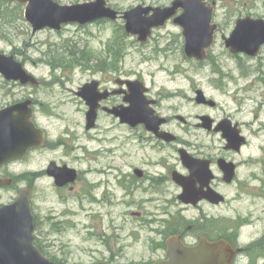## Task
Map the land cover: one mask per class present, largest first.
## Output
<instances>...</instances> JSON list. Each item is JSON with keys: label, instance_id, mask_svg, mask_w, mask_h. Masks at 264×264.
Instances as JSON below:
<instances>
[{"label": "rangeland", "instance_id": "rangeland-1", "mask_svg": "<svg viewBox=\"0 0 264 264\" xmlns=\"http://www.w3.org/2000/svg\"><path fill=\"white\" fill-rule=\"evenodd\" d=\"M56 1L72 5L94 0ZM173 1L109 0V4L125 12L140 4L166 7ZM217 1L213 22L218 24L219 31L208 59L203 62L185 56L182 29L172 21L144 45L126 34L121 20L68 25L61 32L45 29L33 33L23 5L0 6V53L14 54L40 81L39 86H23L6 81L0 74V110L33 99L35 121L55 147L39 149L6 165L3 174L16 179V189L33 187L35 236L49 258L62 264L114 260L118 264H145L155 258L147 242L156 238V229L162 227L159 222H144L131 215L140 207L128 205L127 195L118 182L117 171L124 173L128 162L126 127L102 114L98 129L86 130L88 109L77 93L87 82L96 79L107 84L112 77L142 80L152 93L160 96L164 107H176L181 115L191 116L187 127L190 134L176 124L179 136L187 140L207 139L204 130L193 128L200 123L195 116H231L249 135L251 147L246 150L264 154V47L252 59L232 55L222 39L231 35L242 17L264 19V0ZM118 41L122 52L115 58ZM110 87L118 88L112 83ZM197 90L216 102L217 107L192 102L190 98L196 100ZM58 143L61 145L56 146ZM51 161L85 172L90 168L110 171L87 174L100 184L96 193L101 200L90 202L80 198V185L74 194L58 190L44 174ZM105 193L107 199H103ZM17 194L14 189L0 190V207L13 202ZM173 194L167 191L164 198H172Z\"/></svg>", "mask_w": 264, "mask_h": 264}, {"label": "flooded vegetation", "instance_id": "flooded-vegetation-1", "mask_svg": "<svg viewBox=\"0 0 264 264\" xmlns=\"http://www.w3.org/2000/svg\"><path fill=\"white\" fill-rule=\"evenodd\" d=\"M208 2L214 5L215 15L218 1L208 0ZM6 4L15 3L0 1V6ZM108 5L110 6L109 0ZM119 13L122 12L119 11ZM106 21L110 20H102V22ZM216 25L218 32L219 26ZM156 31H153V36ZM216 35L217 33L215 38ZM93 81L98 82L100 94L109 93L110 95L99 101L96 126L91 131L98 129V121L102 114L119 121L126 127L129 132L126 142L128 162L124 173L117 171L120 174L118 182L127 195L128 205L140 207V210L132 212L131 215L144 222H159L162 226V231L161 229L155 230L156 238L147 242L155 258H151L145 264L166 261L167 243L170 239H177L191 249H196L201 245L208 247L220 245L222 253L218 254L217 261H213V256L210 254L207 257V264H264V154L260 155L259 150L255 153L253 149L246 150L251 147V142L249 135L244 133L241 123L231 116L221 119H215L210 115L195 116L200 123L194 124L193 128L204 130L206 133L204 137L207 139L187 140L179 136L176 124H180L182 131L190 134L191 131L187 127L191 116L181 115L176 107H164L160 96L152 93L142 80L112 77L107 84L96 79L87 82L79 88L77 93L86 107V102L80 96V92L84 86ZM127 81H140L144 84L145 97L148 101L144 105L151 126L148 127L143 123L135 127L122 124L119 118L109 113L108 110L115 108L131 107L129 102H125V98L131 96L132 92L127 84H121ZM111 83L118 88L110 87ZM31 100L35 114L36 102ZM190 100L196 101L192 98ZM198 105L217 107V105L212 107L208 104ZM203 117H208L209 128H204ZM225 121L231 122L232 128L239 131L236 136L243 139L239 149L229 148L227 138L222 132L217 131L219 125ZM34 123L39 127L35 118ZM59 145L61 143L56 144V146ZM50 147L52 150L55 148L46 132L44 146L30 151L27 156L39 149ZM182 151L188 154L191 169L186 167ZM52 164L57 167L68 166L76 170L75 182L63 187L57 186L56 179L48 174ZM3 168L0 169V176L11 177L3 174ZM103 171L110 173V171L97 168H90L85 172L66 163L51 161L44 174L53 180L54 185L60 191L74 194L77 186L80 185L79 197L95 202L101 200L96 193L100 184L90 180L87 174L98 175L103 174ZM178 175L189 179L191 193L188 203L182 200L184 188L175 180ZM13 179L14 183L9 189L17 190V196L22 189H27L34 214L33 187L16 189V179ZM167 191L174 192L172 198H164V193ZM64 198L62 196V202L66 203L67 200ZM104 198L107 199L106 193L103 195ZM36 225L35 217V230ZM35 240H37L36 236ZM102 263L118 264L115 260Z\"/></svg>", "mask_w": 264, "mask_h": 264}, {"label": "water", "instance_id": "water-1", "mask_svg": "<svg viewBox=\"0 0 264 264\" xmlns=\"http://www.w3.org/2000/svg\"><path fill=\"white\" fill-rule=\"evenodd\" d=\"M1 1V0H0ZM25 5V19L32 25L33 33L45 29L61 32L66 25L85 26L100 20L125 22V31L136 38L140 44H147L153 31L164 28L170 20L182 28L185 39L184 52L187 58L204 61L208 51L215 42L217 25L213 23L214 5L206 0H175L168 7H152L139 5L122 14L109 7L108 0H94L89 3L62 5L54 0H4ZM225 46L232 54H244L256 58L264 46V20L241 18L237 21L230 37L223 36ZM0 74L6 81L19 82L22 85L39 86L40 81L30 74L24 65L16 59L14 54L0 53ZM131 96L125 102L130 108L119 107L108 110L110 114L120 119L122 124L135 127L141 123L151 126L145 105L146 89L140 81H127ZM109 93L98 92V82L93 81L83 89L80 96L89 108L86 114V129L92 130L96 126L97 109L100 100ZM197 103L208 104L212 107L216 103L207 100L202 91H197ZM32 101L26 100L9 106L0 111V169L17 160H22L30 150L44 146L46 133L38 128L34 121L31 107ZM204 128L210 127L208 117L202 118ZM217 131L222 132L229 142V148L239 149L243 139L237 137L239 131L232 128L231 122H222ZM182 158L187 168L191 169L188 154L182 151ZM48 174L56 179V184L63 187L76 180V170L52 164ZM175 180L184 188L182 200L189 202V179L176 176ZM13 185L10 177H0V189ZM34 216L31 211L28 190H22L18 198L11 204L0 207V264H58L47 257L34 244ZM167 260L155 264H207L208 255L217 261L221 254L220 245H201L191 249L177 239H170L167 243ZM105 264V263H99Z\"/></svg>", "mask_w": 264, "mask_h": 264}, {"label": "trees", "instance_id": "trees-1", "mask_svg": "<svg viewBox=\"0 0 264 264\" xmlns=\"http://www.w3.org/2000/svg\"><path fill=\"white\" fill-rule=\"evenodd\" d=\"M121 43H120V41H118V43H117V49H116V52H115V58H119L120 57V55H121V52H122V48H121ZM35 244H36V246L42 251V253L44 254V255H46L47 256V253H45L44 252V250L42 249V247H41V245H40V243L38 242V240H35ZM50 259L52 260V261H54V262H56V263H60V264H62L61 262H58V261H56L55 259H53V258H51L50 257Z\"/></svg>", "mask_w": 264, "mask_h": 264}]
</instances>
